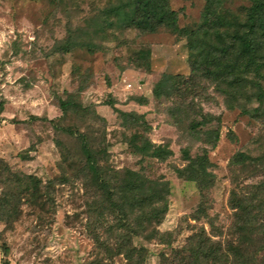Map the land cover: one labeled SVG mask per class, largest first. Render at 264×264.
I'll list each match as a JSON object with an SVG mask.
<instances>
[{"label":"rangeland","instance_id":"rangeland-1","mask_svg":"<svg viewBox=\"0 0 264 264\" xmlns=\"http://www.w3.org/2000/svg\"><path fill=\"white\" fill-rule=\"evenodd\" d=\"M115 2L0 0V158L12 172L49 184L51 193L43 211L22 199L10 223L0 217V246H7L9 264H128L121 254L109 256L92 238L94 229L101 242L112 245L117 233H108L107 223L95 228L89 213L93 191L81 173V133L90 147L104 151L103 166L169 182L167 210L155 237H132L134 246L145 249L143 264H188L189 237L199 231L220 243L227 264H264V212L253 208L244 216L234 204L249 201L257 207L264 201V115L242 114L237 104L244 100L229 108L226 95L204 78L197 79L191 93L182 90L183 96L152 94L163 73L188 77L190 61L206 51V0H170L177 31L165 25L154 31H102L96 19L102 22V8ZM249 5V0H215L213 8L220 19L246 23ZM147 49L148 58L136 61ZM62 99L69 102L64 115ZM187 104L204 116L187 108L178 116L184 119L178 127L170 110ZM245 104L257 106L255 100ZM118 110L141 114L146 123L134 125ZM210 115L218 120L209 121ZM50 119L64 129L56 130ZM216 126L219 139L210 144L207 135ZM135 132L166 144L172 154L158 160L133 152L128 139ZM183 149L191 158L206 151L208 184L177 175L176 168L187 164ZM62 152L67 156L63 163Z\"/></svg>","mask_w":264,"mask_h":264},{"label":"trees","instance_id":"trees-1","mask_svg":"<svg viewBox=\"0 0 264 264\" xmlns=\"http://www.w3.org/2000/svg\"><path fill=\"white\" fill-rule=\"evenodd\" d=\"M115 3L102 8V22L97 20L99 29L117 27L119 29L135 28L141 31H154L165 25L178 30L176 12L170 7V0H115ZM247 8V22L241 23L236 19H220L213 8L215 0H206L204 8V23L210 28V42L204 54L190 61V75L163 73L154 83L152 94L156 98L184 95L182 90L194 89L198 78H204L215 83L218 92L226 95V104L233 108L234 101L244 100L249 103L253 100L257 106L248 108L245 103H238L242 114L264 115V0H249ZM105 27V28H104ZM150 51L141 50L136 59H147ZM140 101H144L140 100ZM110 105H114L111 101ZM4 103L0 101V124L3 121L1 113ZM59 107L64 115L69 108V102L59 100ZM187 108L198 116H204L201 110H196L192 104L183 107H174L170 110L175 117V124L181 127L184 119L179 118ZM119 115L130 120L134 125L142 126L146 122L141 114L118 110ZM188 114V113H187ZM32 119L40 116L31 115ZM188 117V116H187ZM216 117L209 116L213 121ZM25 121V120H24ZM54 125L53 120H48ZM56 130H63L62 126L54 125ZM81 137L82 152L85 165L81 173L86 179V186L93 191V200L88 204L90 215L94 216L95 228L107 223V232H116L114 244L101 242L93 229L92 238L98 248L109 253L121 254L128 264H143L145 257L144 247H136L132 243L133 236L152 239L156 235V226L159 225L167 210V196L170 191L169 182L163 179H151L141 172L132 169L122 171L112 170L103 166L104 151L93 149L87 143V136ZM219 139L218 127H211L207 141L214 144ZM128 143L133 152L141 156H148L164 160L172 154L166 144H155L140 132L133 133ZM56 141V145L59 146ZM31 150L30 147L27 148ZM187 164L176 168L177 175L188 180H194L199 185L208 184L211 174L207 172L209 165L206 151L191 158L186 149H183ZM66 154L61 153L62 163L66 161ZM238 160L244 159V154H237ZM5 175L6 177H2ZM0 217L10 223L18 212V202L24 201L28 206L44 210L51 202L50 185L42 184L40 178L32 174L12 172L9 166L0 158ZM264 184V183H263ZM236 208L240 214L247 216L253 208L264 212L261 201L257 207L249 201L236 200ZM112 217V222L106 220ZM245 220L244 222H247ZM264 234V222L260 224ZM189 242L188 264H227L228 254L220 243L211 240L202 232L192 234ZM2 254L1 264H9L7 259L8 248L0 246ZM93 264H102L95 260Z\"/></svg>","mask_w":264,"mask_h":264}]
</instances>
